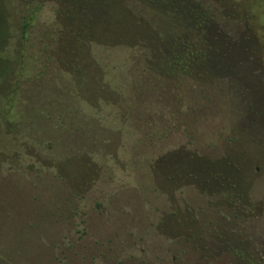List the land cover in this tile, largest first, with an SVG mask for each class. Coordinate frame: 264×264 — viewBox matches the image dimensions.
<instances>
[{"label": "rangeland", "instance_id": "rangeland-1", "mask_svg": "<svg viewBox=\"0 0 264 264\" xmlns=\"http://www.w3.org/2000/svg\"><path fill=\"white\" fill-rule=\"evenodd\" d=\"M20 2L0 0L6 59L21 49L0 62V264L264 262V0L202 3L185 69L133 43L103 72L55 60L51 0L22 48Z\"/></svg>", "mask_w": 264, "mask_h": 264}, {"label": "trees", "instance_id": "trees-1", "mask_svg": "<svg viewBox=\"0 0 264 264\" xmlns=\"http://www.w3.org/2000/svg\"><path fill=\"white\" fill-rule=\"evenodd\" d=\"M44 1L46 0H21L20 2V12L14 27L19 31L18 42L22 48L26 46V34ZM51 1L56 5V21L60 24L63 33V36H59L58 48L54 51L55 60L62 67L72 71H77L78 63L83 59L86 67H90L91 70H93L92 67H98L102 72L107 65H114L116 58L123 62L125 68L129 67L127 53L129 46L133 43L145 45L152 54H169L166 61L159 58L149 65L154 71L159 70L158 68L166 69L171 64L185 69L192 59L188 45L190 38L195 35L200 38L207 35L208 11L202 6V3L206 4L207 0ZM3 19L0 15V62H8L9 65L17 63L19 66L17 55L21 54L20 48L16 47L10 59H6V45L12 37V32L8 31ZM97 45L107 51L117 49L125 53L104 54L99 59L94 50L98 48ZM30 67L32 64L23 65L22 68L27 70ZM33 70L36 71L37 68ZM144 82L146 86L151 85L149 81L148 84L146 80ZM134 85L130 83L127 90L120 89L118 93L115 92L118 98L117 103H105L106 109L112 107L111 110L107 109L109 117H113L116 105L122 107L132 101V91L135 92L138 89L136 87L140 86L139 83L137 86ZM125 121L131 122L136 133H143L142 124L137 118H125ZM138 154L140 156L141 153ZM233 252L236 256L238 255V258H243V255L246 259L248 257L243 249L234 248ZM246 261L249 264H255ZM257 264H264V262L257 261Z\"/></svg>", "mask_w": 264, "mask_h": 264}, {"label": "flooded vegetation", "instance_id": "flooded-vegetation-1", "mask_svg": "<svg viewBox=\"0 0 264 264\" xmlns=\"http://www.w3.org/2000/svg\"><path fill=\"white\" fill-rule=\"evenodd\" d=\"M165 158H167V156H166ZM165 158H164V159H165ZM166 163H167V162H166ZM166 163H165V166L169 165V164H166ZM166 180H167V179H166Z\"/></svg>", "mask_w": 264, "mask_h": 264}]
</instances>
